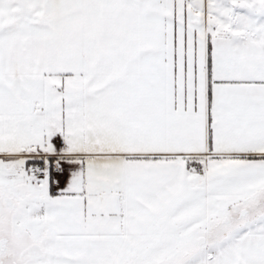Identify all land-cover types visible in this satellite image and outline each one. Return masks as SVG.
<instances>
[{"label":"snow or ice","instance_id":"obj_1","mask_svg":"<svg viewBox=\"0 0 264 264\" xmlns=\"http://www.w3.org/2000/svg\"><path fill=\"white\" fill-rule=\"evenodd\" d=\"M0 264H264V0H0Z\"/></svg>","mask_w":264,"mask_h":264}]
</instances>
